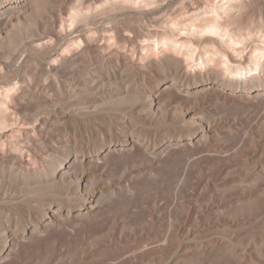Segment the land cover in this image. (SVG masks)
Returning a JSON list of instances; mask_svg holds the SVG:
<instances>
[{"label":"bare ground","instance_id":"bare-ground-1","mask_svg":"<svg viewBox=\"0 0 264 264\" xmlns=\"http://www.w3.org/2000/svg\"><path fill=\"white\" fill-rule=\"evenodd\" d=\"M166 1L0 0V264H264V0Z\"/></svg>","mask_w":264,"mask_h":264},{"label":"rangeland","instance_id":"rangeland-1","mask_svg":"<svg viewBox=\"0 0 264 264\" xmlns=\"http://www.w3.org/2000/svg\"><path fill=\"white\" fill-rule=\"evenodd\" d=\"M179 1H182V0H167L166 1V3H165V5H163L162 7H161V9H166V8H169V7H175L176 5H178V2ZM153 12L154 11H149V12H147V14L146 15H152L153 14ZM134 13H136V12H134ZM64 15H63V17H64V19H66L67 18V15H66V13H63ZM154 16V15H153ZM56 22L58 23L59 22V18L57 17V20H56ZM46 32H48V33H50L51 32V28L50 27H48L47 28V30H46ZM63 49V46L61 47V49H60V52H61V50ZM31 57V58H30ZM29 59H30V61H28V63L26 64H23L22 65V67L20 68V72H18L19 73V78L20 79H22V78H24L25 79V75L27 74V75H33V76H37V71H38V69L36 70L35 68H34V66H33V62H36V60H38L39 58H36V56L35 55H29ZM33 60V61H32ZM31 65V66H30ZM10 67V66H9ZM33 67V68H32ZM32 69V70H31ZM26 71V72H25ZM35 71V72H34ZM29 73V74H28ZM21 74L23 75V77H21ZM26 75V76H27ZM24 79H22V80H24ZM25 83V82H24ZM24 83H23V85L21 86L22 88H24V89H26L27 88V85H26V83H25V85H24ZM124 104V103H123ZM122 104V105H123ZM121 104L119 105V107H121V109H122V111L123 110H125L126 111V109L128 110V107H127V105H129V104H124L123 106H122ZM126 108H125V107ZM121 109H120V111H121ZM209 109H210V111L211 112H213V113H218L219 115H222L223 116V118H228V119H231V118H236L237 120H240V119H242V116L243 117H245L246 118V120H248V117L250 118L247 122H249V124H250V122L251 123H253L254 122V120H252V119H254V110L253 109H245V108H234V107H231V108H227V107H225L224 105H222V103H220V102H211L210 104H209ZM250 112V113H249ZM250 114V115H249ZM252 115V116H251ZM252 117V118H251ZM253 122H252V121ZM248 124V125H249ZM247 126L246 125H244V127L242 128V127H239L238 129H236V131H235V133H233V135H232V137L234 136L235 138H236V136L238 135H247V131H246V129L248 130V128H246ZM246 128V129H245ZM245 131H244V130ZM152 130V129H151ZM238 132H239V134H238ZM40 133L41 134H43L44 133V130H41L40 131ZM236 133H237V135H236ZM226 134V133H225ZM240 135V137H243V136H241ZM31 137H34V135L32 136V135H30ZM29 136V137H30ZM239 137V138H240ZM264 139V138H263ZM263 143V142H262ZM264 144V143H263ZM262 144V145H263ZM264 146V145H263ZM215 182H218V181H215ZM215 182H214V185H216L215 184ZM201 186H203V184L201 185ZM218 189H220L219 188V186H218ZM218 189H216L215 187H214V190H217V192H215V193H221V189H220V191L218 190ZM234 193V192H233ZM233 193H231V194H233ZM216 194V195H217ZM150 196H152V193H151V191H147L146 193H140L139 194V198H140V200L142 201L143 200V198H145V197H150ZM216 204V203H215ZM261 210V211H260ZM263 210V211H262ZM258 210H256V212H257ZM259 211H260V213L261 212H263L260 216H257L256 214H255V212H254V214L256 215V217L254 216V214L252 215V216H254L253 218L254 219H252L251 220V226H252V224H253V222L252 221H254V220H256V221H258V219H260V217H261V221H260V223L261 224H263V222H264V220L262 221V219L264 218V208H260L259 209ZM124 212H125V205L124 204H122V203H119V204H117L113 209H112V212L109 214V216H108V223L109 222H113L114 221V223H115V226L118 228V230L119 229H124V232L126 233V228H129V225H130V227H133V229H134V231H137V232H140L139 231V229H141L142 230V228L144 229L145 228V223H146V218L145 217H128V218H126V216L124 215ZM215 212V211H214ZM218 212V210L216 211V213ZM219 213V212H218ZM217 213V214H218ZM222 213V212H221ZM221 213H219L217 216L219 217H216L215 215H213L214 213L212 212V214L210 215V218H209V221L207 220V223H209L210 225H212V227L213 226H215L214 225V223H215V220H217L216 221V226L218 225V223H222V221H224V220H227L228 218H229V220H227L228 221V223H231V221H234L236 224H241L242 226L244 225V227H245V231L247 232L248 230H249V226L250 225H248V223L246 224H244L243 222H244V220H245V222H248L249 221V219H246L245 217H246V214H247V212H246V214L245 215H240V214H237V216H235V215H232V217H229V216H224V218H223V213H222V218L220 217V214ZM245 213V212H244ZM250 213V212H249ZM252 213V212H251ZM257 213H259V212H257ZM259 213V214H260ZM212 216V217H211ZM213 217H215V218H217V219H215V218H213ZM240 217H242V218H240ZM243 217L245 218V219H243ZM259 217V218H258ZM221 218V219H220ZM256 218V219H255ZM114 219V220H113ZM220 219V221L221 222H219L218 220ZM224 219V220H223ZM243 220V222H241V220ZM180 220V221H179ZM179 220H177L178 222H181V221H183V220H181V219H179ZM211 220H213L214 222H212ZM211 221V222H210ZM239 223H238V222ZM186 222H187V220H186ZM194 222V220L192 219V218H189V223L190 224H192V223ZM212 223V224H211ZM254 223H257V222H254ZM259 222L257 223V224H254L253 226H255V225H258V226H256V227H259L261 224H260ZM127 224H128V226H127ZM122 225V226H121ZM122 227H124V228H122ZM255 227V228H256ZM242 231H244V228L242 229ZM245 236H249V235H245ZM245 238V237H244ZM248 238V237H247ZM259 240V239H258ZM244 241H245V244L243 243V244H241V248L242 249H245V251L247 250L248 251V253H250V254H254V252H255V249H258L259 247H261V249L260 250H264L263 248V246L264 245H260L261 244V242L259 241L258 243H255V242H257V238H255L254 239V243L256 244V245H254V243H252V246L254 247L255 246V249L250 245V243L251 242H249V241H251V240H249V241H247V239H244ZM247 241V242H246ZM235 244H237L236 242H234ZM249 243V244H248ZM258 244L260 245L259 247H258ZM264 244V243H263ZM239 245V244H238ZM248 246L250 247L251 246V249L250 248H248ZM257 247V248H256ZM238 248H240V246H238ZM43 249V248H42ZM41 248L40 249H36V248H32V249H29L28 250V252L26 251V255H25V257L23 258V260H22V262H21V264H40V261H41V259L43 258V256H44V253H43V251H44V249L42 250ZM253 249V250H252ZM38 250H40V251H38ZM42 250V251H41ZM95 250H91V252L90 251H88V256L90 255V256H93L95 253ZM181 251H179V250H177L176 249V251L174 250L171 254H170V256H169V259L171 258L172 260H169V262L171 263V264H183V263H180V261L181 260H179V262L177 263V257L178 256H181V254L182 253H180ZM94 253V254H93ZM104 254L105 253H107L106 251H104L103 252ZM103 254V255H104ZM101 256L100 254H97V257H98V259H99V261H103L104 260V258H106V256ZM184 255V254H183ZM177 256V257H176ZM174 258V259H173ZM208 260H209V262H208V264L210 263L211 264V262H213V261H211L209 258H207ZM174 260V261H173ZM175 260H176V262H175ZM205 260V262H206V264H207V261H206V259H204ZM203 261V260H202ZM201 261V262H202ZM173 262V263H172ZM182 262V261H181ZM169 263V264H170ZM203 264H204V262H202ZM202 263H200V264H202ZM212 264H218L216 261H215V263L213 262Z\"/></svg>","mask_w":264,"mask_h":264}]
</instances>
